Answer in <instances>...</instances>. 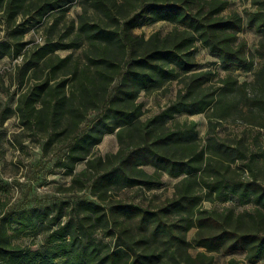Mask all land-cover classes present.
<instances>
[{"label": "trees", "instance_id": "obj_1", "mask_svg": "<svg viewBox=\"0 0 264 264\" xmlns=\"http://www.w3.org/2000/svg\"><path fill=\"white\" fill-rule=\"evenodd\" d=\"M72 1L0 0L5 26L0 59L19 58L18 88L28 82L15 106L0 117L16 114L44 154L62 147L58 164L73 183L86 179L92 198L77 200L66 220L62 207L55 215L32 207L3 216L0 264H214L216 252H245L250 263L264 261V233L240 229L231 211L201 206L234 195L264 211V186L251 164L245 165L250 180L235 178L230 163L241 153L224 141L207 139L201 146L196 123L176 120L210 109L222 120L231 108L222 105L223 98L246 94L248 84L231 77L236 66L252 65L239 37L243 16L225 13L230 0H84L88 4L81 13L67 21ZM249 1L255 11L246 24L264 35V0ZM49 15L46 38L33 45L24 41ZM158 21L172 28L147 37L134 32ZM198 45L228 69L221 87H212L215 71L199 68ZM174 81V99L143 119L140 94ZM252 104L264 109V97ZM111 133L118 149L92 157L93 148ZM80 162L84 168L74 172ZM163 175L178 180L172 195L153 208L121 200L104 206L113 190L152 189L162 184ZM42 227L47 232L39 246L15 243L14 234ZM99 231L108 243L98 238ZM191 247L203 251L192 254Z\"/></svg>", "mask_w": 264, "mask_h": 264}, {"label": "rangeland", "instance_id": "obj_2", "mask_svg": "<svg viewBox=\"0 0 264 264\" xmlns=\"http://www.w3.org/2000/svg\"><path fill=\"white\" fill-rule=\"evenodd\" d=\"M228 10L239 12L244 18V29L239 33L240 39L246 43L247 60L252 62L250 68L245 64L236 66L231 72V77L237 83L246 82L248 89L245 95L238 92L228 94L223 98L222 105L231 106L229 113L222 120H217L213 110L205 113L192 115H178L177 121H194L198 131L201 146L208 141L226 142L237 152L242 154L240 159L230 163L229 171L235 173L234 177L240 180H250L251 171L245 166L250 163L256 180L264 186V109L252 104L253 99L264 97V35L252 26L246 24L247 17L255 11L249 0H230ZM84 0H73L68 4L65 20L76 19L81 13ZM52 22L51 16H47L43 23L35 26L24 35V41H31L32 45L46 38V27ZM4 24L0 21V37L4 35ZM172 28L168 22H149L140 28H135L137 34L149 36L155 31L167 32ZM68 51H59L65 55ZM262 53V54H260ZM12 57L0 59V114L7 107L13 108L17 94L27 87L18 88L17 65L20 59L13 63ZM195 60L200 69H211L216 76L212 87L222 86L223 79L228 74V69L222 67L217 58L213 57L206 48L198 45ZM178 85L177 83H166L162 88L149 93H141L139 100L144 103L143 119L158 112L166 104L174 99ZM20 90V91H19ZM207 139H209L207 141ZM118 149L115 133L107 134L102 141L93 148L92 157H105L108 153H114ZM63 153L62 147H56L44 154L41 142L36 136L22 129L19 125L18 116L11 114L5 120L0 117V219L12 212L37 207L50 209L55 215L58 208L62 207V219L66 220L73 204L79 199L92 198L90 195L89 182L84 179L81 183H73L71 175L64 174L65 170L58 164L57 160ZM85 162L77 164L74 172L84 168ZM146 170L152 171L150 167ZM177 178L163 175L162 184L152 189L145 188H122L110 192V196L104 203L124 201L140 203L143 206L153 208L173 193ZM3 204V205H1ZM204 208H214L217 211H231L235 221L242 230H257L264 233V211L251 201L244 202L234 195H229L226 201L215 199L201 202ZM44 227L37 230H28L14 234V241L22 246L35 248L39 246L45 237ZM195 228L187 233L191 239ZM14 233V231L12 232ZM98 238L109 242L102 232H97ZM203 251L202 248L191 247L190 252L195 254ZM214 264H264L263 260L250 263L246 259L245 252L223 254L213 253Z\"/></svg>", "mask_w": 264, "mask_h": 264}, {"label": "built area", "instance_id": "obj_3", "mask_svg": "<svg viewBox=\"0 0 264 264\" xmlns=\"http://www.w3.org/2000/svg\"><path fill=\"white\" fill-rule=\"evenodd\" d=\"M41 41V37L38 38ZM18 59H13V63L17 62Z\"/></svg>", "mask_w": 264, "mask_h": 264}]
</instances>
